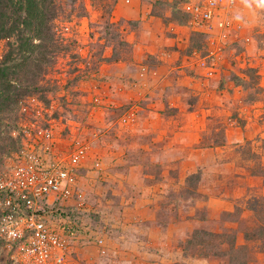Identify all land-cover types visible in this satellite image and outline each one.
<instances>
[{"label": "rangeland", "instance_id": "1", "mask_svg": "<svg viewBox=\"0 0 264 264\" xmlns=\"http://www.w3.org/2000/svg\"><path fill=\"white\" fill-rule=\"evenodd\" d=\"M79 1L56 22L68 29L54 66L0 116V168L14 153L9 134L30 121L51 127L58 153L87 147L77 185L85 211L76 198L58 206L83 230L71 250L77 264H230L213 255L227 246L200 245H217L204 233L237 236L248 264H264L263 241L244 237L256 224L249 204L264 198V0L223 9L227 25L211 32L190 25L184 0H155L157 15L181 26L178 51L192 58L169 77L182 93L160 105L158 55L127 41L138 24L113 21L118 0ZM12 42H0V61ZM0 264H13L1 241Z\"/></svg>", "mask_w": 264, "mask_h": 264}, {"label": "built area", "instance_id": "2", "mask_svg": "<svg viewBox=\"0 0 264 264\" xmlns=\"http://www.w3.org/2000/svg\"><path fill=\"white\" fill-rule=\"evenodd\" d=\"M238 1L184 0L183 11L190 25L211 32L227 25L219 21L220 13L230 12ZM13 136L20 139L19 148L10 165L0 168V241L13 264H77L71 250L83 230L58 206L76 198V210L85 211L77 185L87 147L74 142L66 154L56 152L53 130L37 121L22 124Z\"/></svg>", "mask_w": 264, "mask_h": 264}, {"label": "trees", "instance_id": "3", "mask_svg": "<svg viewBox=\"0 0 264 264\" xmlns=\"http://www.w3.org/2000/svg\"><path fill=\"white\" fill-rule=\"evenodd\" d=\"M78 2L80 3L79 0H0V42L13 41L9 43V53L0 61V116L11 113L13 106L22 97L37 90L35 87L39 85L41 76L54 66L55 56L63 49L64 31L68 29L66 26H56V22L66 14L67 8L71 12L75 11ZM123 43L127 44L126 41ZM8 140L11 153H15L20 139L10 133ZM249 210L253 213L256 224L250 227L251 230L244 237L248 241L259 240L264 243V198L252 199ZM61 215L69 217L66 213ZM204 235L217 241V245H206L204 241L200 245L213 250L224 246L229 249L227 252L213 251V255L229 256L230 264L249 263L248 246H237V236L216 233ZM232 251L239 253L241 259L237 255H231Z\"/></svg>", "mask_w": 264, "mask_h": 264}, {"label": "crops", "instance_id": "4", "mask_svg": "<svg viewBox=\"0 0 264 264\" xmlns=\"http://www.w3.org/2000/svg\"><path fill=\"white\" fill-rule=\"evenodd\" d=\"M169 16L170 15H167L163 18L157 15L155 0H118L113 13V21L115 22L123 20L138 24V29L134 30L131 28V30L129 29L127 32V41L133 42V40H135L134 43L137 53L140 52L146 55V58L151 55H158L156 67L157 80H159L158 82L161 81V85H164L163 91L159 94L160 98L157 99L159 105L164 102L163 100L174 99L182 93L180 87H177L178 85L175 83L176 79L174 78V82H172L171 79L173 78L169 79V77L176 76V72L183 75L186 71L188 60H192V58L186 56L187 54L184 55V52L178 51L182 50V46L179 42V36L175 34H178L177 28H181V26L176 24L174 20L167 19ZM121 65L122 64H118L116 66L119 67ZM167 71L169 72L166 74L165 72ZM169 80L171 81L170 83ZM190 80L195 81V94H201V80H196V78H190ZM151 93H154V91L152 90ZM178 99L180 100L181 98L179 97ZM149 100L153 101L152 98ZM148 113L149 117L157 115L154 109H149ZM197 113L199 116V112ZM163 116L162 114H158L157 118L161 119ZM192 116L195 117V114H192ZM155 124L159 125L158 123H154L153 126H157ZM159 127L157 129L149 128V130L152 131L153 129L160 133L161 131H157L160 130Z\"/></svg>", "mask_w": 264, "mask_h": 264}]
</instances>
